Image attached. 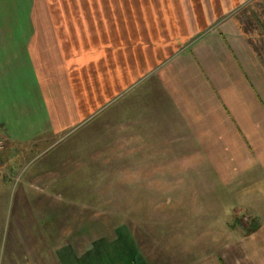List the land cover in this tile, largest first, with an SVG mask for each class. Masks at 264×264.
<instances>
[{
	"label": "rangeland",
	"instance_id": "obj_1",
	"mask_svg": "<svg viewBox=\"0 0 264 264\" xmlns=\"http://www.w3.org/2000/svg\"><path fill=\"white\" fill-rule=\"evenodd\" d=\"M64 4L82 9L89 49L66 99L30 72L16 2L0 0V117L41 142L0 193V264H252L264 0ZM10 139L0 131V164L18 155Z\"/></svg>",
	"mask_w": 264,
	"mask_h": 264
},
{
	"label": "crops",
	"instance_id": "obj_2",
	"mask_svg": "<svg viewBox=\"0 0 264 264\" xmlns=\"http://www.w3.org/2000/svg\"><path fill=\"white\" fill-rule=\"evenodd\" d=\"M61 1L68 0H43L44 3H40L39 0H15L17 15L22 22L17 26L16 33L18 38L28 40L20 45L24 46L25 44L26 52L30 54L26 59L29 60L30 65L32 62L36 72L43 75L48 90L55 97L60 94L63 99H66L68 90L72 88V82L83 80V75H87L89 72V49L88 44L82 39L83 34L87 33V29L83 33V27L78 25L79 20L76 19L82 17V12L80 14L82 9H71L68 4L60 5ZM215 1L209 0V4L222 2V0ZM209 16L210 14L207 13L206 18H210ZM10 48L11 46L8 47L9 51ZM11 49L13 50V48ZM34 70L31 65L30 72H34ZM3 75L2 79H8L6 74ZM63 90L64 93L61 92ZM55 102L49 106V111L53 114L58 106H64L62 109L64 110L67 104L66 101L61 102L60 99ZM16 121L17 119H13L10 122L8 118L0 117V131L7 132L11 138L8 146H11V150L15 154L18 153L10 163L4 159L0 164V179L2 180L0 193L5 186H9L8 179H11L13 174L15 175L12 168H22L23 164L34 160L33 153L41 145L40 140L34 138L35 135L30 136L32 129H29L28 135L24 139L17 134L12 124ZM0 147L5 148V151L10 149L3 144ZM5 180L7 182H4ZM4 207L5 204L1 201L0 209ZM241 247L244 256L252 264H264V223L241 239ZM63 249L65 250V248ZM22 256L25 257V254ZM66 260H68V264L69 262L72 264L71 260ZM207 264L218 263L212 260Z\"/></svg>",
	"mask_w": 264,
	"mask_h": 264
}]
</instances>
